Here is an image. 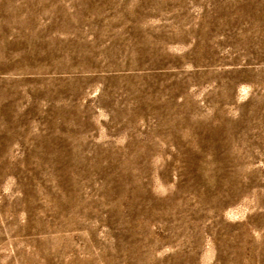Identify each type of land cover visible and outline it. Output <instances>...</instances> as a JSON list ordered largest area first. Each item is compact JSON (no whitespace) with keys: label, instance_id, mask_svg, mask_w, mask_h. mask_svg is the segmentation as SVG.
Masks as SVG:
<instances>
[{"label":"rangeland","instance_id":"obj_1","mask_svg":"<svg viewBox=\"0 0 264 264\" xmlns=\"http://www.w3.org/2000/svg\"><path fill=\"white\" fill-rule=\"evenodd\" d=\"M0 264H264V0H0Z\"/></svg>","mask_w":264,"mask_h":264}]
</instances>
